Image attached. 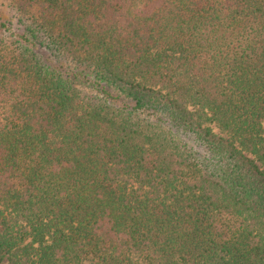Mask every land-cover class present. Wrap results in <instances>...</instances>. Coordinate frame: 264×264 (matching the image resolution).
I'll list each match as a JSON object with an SVG mask.
<instances>
[{
    "label": "trees",
    "instance_id": "1",
    "mask_svg": "<svg viewBox=\"0 0 264 264\" xmlns=\"http://www.w3.org/2000/svg\"><path fill=\"white\" fill-rule=\"evenodd\" d=\"M0 264H264V0H9Z\"/></svg>",
    "mask_w": 264,
    "mask_h": 264
},
{
    "label": "rangeland",
    "instance_id": "2",
    "mask_svg": "<svg viewBox=\"0 0 264 264\" xmlns=\"http://www.w3.org/2000/svg\"><path fill=\"white\" fill-rule=\"evenodd\" d=\"M0 19L17 23L18 15L10 5L9 0H0ZM264 168V167H263Z\"/></svg>",
    "mask_w": 264,
    "mask_h": 264
}]
</instances>
